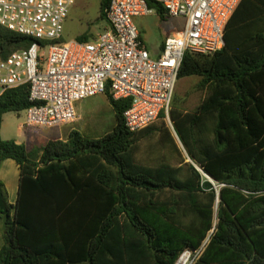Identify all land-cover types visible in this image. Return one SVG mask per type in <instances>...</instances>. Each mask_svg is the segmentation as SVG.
Listing matches in <instances>:
<instances>
[{"label": "trees", "instance_id": "obj_1", "mask_svg": "<svg viewBox=\"0 0 264 264\" xmlns=\"http://www.w3.org/2000/svg\"><path fill=\"white\" fill-rule=\"evenodd\" d=\"M225 40L213 55L185 54L179 80L199 79L200 102L189 109V94L174 93L168 118L139 132L125 124L130 100L107 88L116 124L102 137L74 130L34 152L0 133V165L13 159L21 171L15 208L0 180V264H176L185 253L192 264H264V0L241 1ZM34 42L65 41L0 25L3 59ZM32 105L28 84L6 89L0 130L5 114Z\"/></svg>", "mask_w": 264, "mask_h": 264}, {"label": "built area", "instance_id": "obj_2", "mask_svg": "<svg viewBox=\"0 0 264 264\" xmlns=\"http://www.w3.org/2000/svg\"><path fill=\"white\" fill-rule=\"evenodd\" d=\"M184 28L166 38L160 56L143 42L137 17L153 13L146 0H111L108 27L97 38L56 45L34 42L30 48L0 55V95L29 85L31 107L24 126L55 127L77 120V103L104 94L128 99L125 124L139 132L168 118L185 54H215L225 46L228 21L242 0H154ZM76 0H0V25L51 42L62 39ZM178 264V263H176Z\"/></svg>", "mask_w": 264, "mask_h": 264}, {"label": "rangeland", "instance_id": "obj_3", "mask_svg": "<svg viewBox=\"0 0 264 264\" xmlns=\"http://www.w3.org/2000/svg\"><path fill=\"white\" fill-rule=\"evenodd\" d=\"M101 1L102 0H76L64 25L62 39L65 42L73 41L83 35H87L89 40L95 39L105 31L107 21L100 18ZM140 18L141 28L143 27L148 33L153 30L160 37L172 34L174 31H180L184 28V21L182 19H163L155 10H153L152 14ZM198 81L199 79L196 77L184 78L179 80L177 88L175 89V94L177 95L182 96L184 94H189V109L194 108L200 102V94L192 90ZM77 104L80 106V112L77 109V120L73 123L62 124L55 127L24 126L25 129L22 131L20 126L24 125V114L12 113L6 119V121L10 123V130L7 131V134L17 136L18 139L22 136L24 137V133L22 134V132L29 133V135L32 132L33 135L40 134L47 138H57L61 136L67 137L70 132L77 130L82 132L83 135L89 136V138H99L115 128L114 108L110 104L106 94L86 98ZM89 107L93 109L87 110ZM27 141L30 150L34 152L38 151L40 148L38 142L32 141L30 138ZM177 143L184 151L182 144L178 140ZM184 154L186 155L185 152ZM187 254L189 258L186 264H192L195 255L191 253Z\"/></svg>", "mask_w": 264, "mask_h": 264}, {"label": "crops", "instance_id": "obj_4", "mask_svg": "<svg viewBox=\"0 0 264 264\" xmlns=\"http://www.w3.org/2000/svg\"><path fill=\"white\" fill-rule=\"evenodd\" d=\"M106 21H107V19H106ZM135 21H136V24L138 23L137 25L141 31L143 42L145 43L147 49L150 51V53L153 57L157 58L161 54L164 41L171 34L160 37L153 30L149 31V33H148L143 27L141 28V18L140 17H137L135 19ZM107 27H108V21L106 22L105 29ZM78 103H80V102H78ZM77 108L80 112L79 104H77ZM89 109L91 110L93 108L89 107L87 110H89ZM12 113H14V112L7 113L3 117L2 129L0 130L1 137L3 139H6V140H8V139L16 140L18 144H24L29 151H32L29 149V145H27L28 144L27 140L29 138L32 141L38 142L39 147H40L42 140L48 141L51 139H66L68 137V135L70 134L69 133L67 135V137L61 136V137H57V138H47L45 136H41L40 134L33 135L32 132L30 133V135H29V133L27 134L26 132H22V134L24 133V137L22 136V137H20V139H18L17 136L7 134V131L10 130V125H9L10 123L8 121H6V119ZM20 129L23 131L25 129L24 125L23 126L21 125ZM20 178H21V171H20L19 166L16 164V161H14L13 159H7V160L2 162V164L0 165V180L3 182V184L7 190L8 199H9L8 202L11 205H13L14 208H15L16 202H18V198H19ZM14 208L12 209V213H15ZM3 244H4L3 229L0 225V249H2Z\"/></svg>", "mask_w": 264, "mask_h": 264}, {"label": "water", "instance_id": "obj_5", "mask_svg": "<svg viewBox=\"0 0 264 264\" xmlns=\"http://www.w3.org/2000/svg\"><path fill=\"white\" fill-rule=\"evenodd\" d=\"M0 210L4 214L3 225H2V229L4 230V229H6V227L8 225L9 214H8V209H7V206H6V203H5V196H4V193H3V190H2V187L1 186H0ZM185 254H187V253H185ZM180 259L177 262H179Z\"/></svg>", "mask_w": 264, "mask_h": 264}, {"label": "bare ground", "instance_id": "obj_6", "mask_svg": "<svg viewBox=\"0 0 264 264\" xmlns=\"http://www.w3.org/2000/svg\"><path fill=\"white\" fill-rule=\"evenodd\" d=\"M188 256H189L188 254L182 256L178 264H186L189 258Z\"/></svg>", "mask_w": 264, "mask_h": 264}]
</instances>
